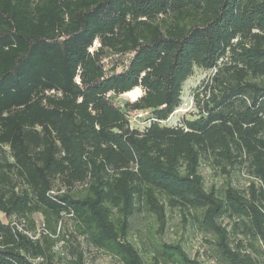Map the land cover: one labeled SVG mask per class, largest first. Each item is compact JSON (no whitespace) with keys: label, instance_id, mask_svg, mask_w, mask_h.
I'll return each instance as SVG.
<instances>
[{"label":"trees","instance_id":"trees-1","mask_svg":"<svg viewBox=\"0 0 264 264\" xmlns=\"http://www.w3.org/2000/svg\"><path fill=\"white\" fill-rule=\"evenodd\" d=\"M109 53L129 57L106 68ZM194 67L214 68L198 116L160 125ZM135 87L121 106L116 96ZM133 110L151 112L144 129L129 126ZM2 145L13 162L0 159V264H51L64 213L121 264H145L127 240L130 218L145 210L162 224L166 206L192 211L218 263L264 264V0H0ZM202 158L251 180L207 190ZM78 184L82 196L70 193ZM38 210L46 228L35 236ZM163 250L201 264L179 244Z\"/></svg>","mask_w":264,"mask_h":264},{"label":"rangeland","instance_id":"rangeland-1","mask_svg":"<svg viewBox=\"0 0 264 264\" xmlns=\"http://www.w3.org/2000/svg\"><path fill=\"white\" fill-rule=\"evenodd\" d=\"M98 46L95 40L89 50H94ZM129 55L115 56L112 54L106 58L109 68L113 65L115 58L126 60ZM119 66L117 70H121ZM214 72L212 69H203L194 67L192 73L182 83L180 103L176 109L165 120H158L160 125L174 126L181 125L182 119H194L198 116V104L202 105L209 95L203 89V81ZM142 90L140 88V94ZM198 96V100L196 99ZM117 100L124 104L132 101V97L126 94L116 96ZM151 112L147 110H133L128 113V123L131 128L138 130L144 129L151 120ZM0 159L13 162L11 151L7 145L0 147ZM199 172L203 178L204 187L207 190L213 189L218 193L231 185L238 189L244 188L251 180V176L247 173L245 167L237 166L230 169L228 173H223L219 168L212 167L204 158L201 159ZM12 183L15 190L27 191L30 202H35V196L24 180L14 171L10 173ZM60 182L55 179L53 188L58 190ZM70 193L74 196H82L85 193V187L80 184L72 188ZM11 219L17 221L15 216ZM0 220L7 221V217L0 211ZM31 221L24 219L23 225L27 228L32 225L31 234L39 236L40 232L46 228L45 216L42 211H34L30 216ZM50 224H53V214H49ZM227 220L225 219L224 222ZM77 220L69 216L63 215L61 224L56 225V233L53 234L55 241L52 247V258L45 259L46 263L51 264H121L119 258L107 251L95 247L89 241L87 235L80 234L77 229ZM50 232L51 229L47 228ZM211 235L200 231L194 223L192 211L182 210L180 208L165 207L164 222L161 224L156 217L143 210L135 213L130 218V229L127 240L132 242L138 249L145 264H182L175 258L164 253V244H179L187 253L188 257L197 260L201 264H220L214 257L212 246L209 243ZM231 241L233 237H230ZM81 253V263L78 260V254ZM260 260H264V255L259 256ZM40 260L36 259V262Z\"/></svg>","mask_w":264,"mask_h":264},{"label":"bare ground","instance_id":"bare-ground-1","mask_svg":"<svg viewBox=\"0 0 264 264\" xmlns=\"http://www.w3.org/2000/svg\"><path fill=\"white\" fill-rule=\"evenodd\" d=\"M124 94L131 96L134 100L140 95V87H135L132 90L125 92Z\"/></svg>","mask_w":264,"mask_h":264},{"label":"built area","instance_id":"built-area-1","mask_svg":"<svg viewBox=\"0 0 264 264\" xmlns=\"http://www.w3.org/2000/svg\"><path fill=\"white\" fill-rule=\"evenodd\" d=\"M121 106L123 105V104H121V103H119ZM34 238V237H33Z\"/></svg>","mask_w":264,"mask_h":264}]
</instances>
